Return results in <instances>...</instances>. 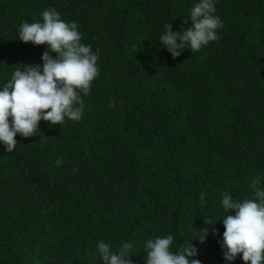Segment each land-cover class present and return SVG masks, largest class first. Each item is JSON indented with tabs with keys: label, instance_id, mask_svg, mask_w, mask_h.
Segmentation results:
<instances>
[{
	"label": "trees",
	"instance_id": "1",
	"mask_svg": "<svg viewBox=\"0 0 264 264\" xmlns=\"http://www.w3.org/2000/svg\"><path fill=\"white\" fill-rule=\"evenodd\" d=\"M191 6L0 0V84L41 63L44 45L17 31L46 8L98 51L79 121L40 120L36 134L14 136L12 152L0 146V264H103L98 240L114 250L133 242L129 259L144 264V240L166 234L173 250L194 238L189 259L226 264L221 194L252 198L257 177L264 187V0H215L218 39L173 58L158 36L167 23L187 28ZM239 256L230 264H244Z\"/></svg>",
	"mask_w": 264,
	"mask_h": 264
},
{
	"label": "clouds",
	"instance_id": "2",
	"mask_svg": "<svg viewBox=\"0 0 264 264\" xmlns=\"http://www.w3.org/2000/svg\"><path fill=\"white\" fill-rule=\"evenodd\" d=\"M215 12V0H192L187 11L189 26L177 31L167 23L158 36L160 46L175 58L185 48L194 52L217 40L216 30L223 22ZM40 16L41 20L19 25L17 40L44 45L41 63L21 64L0 84V146L5 152L14 150L16 134L22 137L36 134L40 120L50 125L62 124L65 118L79 121L83 112L81 94L88 95L91 81L98 75V51L81 42L77 23L62 20L60 13L51 7ZM54 163L60 166L63 161L57 159ZM251 189L252 198L221 194L220 205L225 214L219 219L223 231L218 244L226 264L234 261L237 254L244 264H264V187L259 177L251 181ZM204 197L202 191L201 202ZM216 220L204 222L213 225ZM204 230L203 236L195 237L200 242L208 231ZM212 233L216 234L215 228ZM192 239L186 246L173 250L171 234L146 238L144 264H201L199 259H189L198 255L197 248L189 243ZM95 247L103 264H132L129 258L134 255L133 242L122 241L114 250L110 243L98 240Z\"/></svg>",
	"mask_w": 264,
	"mask_h": 264
}]
</instances>
